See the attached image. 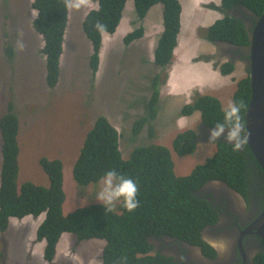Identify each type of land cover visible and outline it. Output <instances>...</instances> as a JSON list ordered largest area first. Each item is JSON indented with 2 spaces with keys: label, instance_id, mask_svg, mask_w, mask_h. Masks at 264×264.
I'll return each instance as SVG.
<instances>
[{
  "label": "trees",
  "instance_id": "obj_1",
  "mask_svg": "<svg viewBox=\"0 0 264 264\" xmlns=\"http://www.w3.org/2000/svg\"><path fill=\"white\" fill-rule=\"evenodd\" d=\"M97 8L89 10L81 21V30L91 47L88 66L94 77L98 70L102 34H114L122 19L126 0H90ZM161 4L163 31L154 49V64L166 67L172 60L180 31L181 6L179 0H134L138 18L143 19L148 10ZM31 8L36 13L32 20L33 30L43 39L46 56L45 82L54 90L59 81L60 56L63 53L70 8L65 0H33ZM242 8L253 15L247 23L231 11ZM219 11L223 16L204 29L206 40L234 47H247L252 27L264 10V0H220ZM99 22L106 31L98 32L94 25ZM143 36L138 28L123 38L124 45ZM11 46L7 47V51ZM12 55V53H9ZM202 59V58H200ZM234 64L225 62L218 71L230 75ZM157 77L151 84L146 114L131 125V133L142 132L148 120L156 118L159 98ZM93 92V90H92ZM83 93L74 94L80 103ZM72 98V99H71ZM250 99L249 78L237 82L233 101L241 105L240 115L244 122ZM93 104V100H88ZM72 102V101H71ZM13 105L0 117L1 165H0V256H4L7 240L3 233L9 229L10 219L27 216H44L35 232L37 241H44L43 261L55 264L56 245L63 233H70L78 240L100 239L105 241L102 264H173L171 259L153 250L151 237H168L196 245H204L201 231L215 220V212L197 191L209 180H223L241 196L246 197L248 185L255 183V190L264 207V173L248 145L238 151L224 140L216 141L217 151L204 163L195 165L187 175L176 176L170 150L162 145L148 144L134 147L128 158L120 151L122 133L105 116L96 117L92 128L85 133L83 146L72 167V176L79 186L100 181L104 173L116 169L138 185L139 207L126 211L120 202L112 212L101 203H92L64 215L62 204L65 194L62 187V163L58 159L41 157L39 164L49 180V186L26 181L18 185L19 120ZM199 113L201 122L210 128L223 122L224 110L220 101L211 95L195 94L189 104L181 107L179 115L187 117ZM150 130L153 129L148 124ZM128 128V127H127ZM196 133L187 129L172 142V151L177 156L193 155L197 149ZM119 147V148H118ZM207 248L206 245H204ZM208 249V248H207ZM210 249V248H209ZM212 252V251H211ZM58 264H64L59 262Z\"/></svg>",
  "mask_w": 264,
  "mask_h": 264
},
{
  "label": "rangeland",
  "instance_id": "obj_2",
  "mask_svg": "<svg viewBox=\"0 0 264 264\" xmlns=\"http://www.w3.org/2000/svg\"><path fill=\"white\" fill-rule=\"evenodd\" d=\"M32 1L0 0V117L7 111L8 105L12 104L13 111L19 120L18 185L31 181L36 185L49 186L48 177L43 172L39 160L41 157L50 160L58 159L62 162V187L65 194L62 213L67 215L78 208L100 203L95 199L101 188L100 181L79 186L72 176V167L83 146L85 133L92 128L93 122L99 115L108 118L122 133L119 143L124 158L130 156L136 144L157 143L170 150L176 176L187 175L195 165L203 163L217 151L214 144L205 141L197 145V149L191 156L180 157L172 151L173 139L179 133L188 128L197 130L195 126L199 114L194 113L187 119H180L179 107L185 99L200 93L197 90L202 88L201 82L198 85L195 82H188L196 85L188 91L189 86L185 82H169L166 85V82L162 81L166 80L167 71L164 70L161 73L159 69L147 70L141 60L142 54L131 58L119 55L120 59L112 56L118 48L122 49V45L124 48L150 47L143 45L140 39L133 41L129 46L124 45V36L138 28L143 30L145 43L155 44L158 41L163 31L161 4L152 6L145 17L140 19L134 9V0H126L122 19L112 40L108 37L103 39V53L100 49L99 69L95 77L90 75L88 57L91 54V47L81 31V21L89 10L97 8V4L89 2L86 7L79 10L70 8L66 45L62 56V77L60 67V84L56 89L51 90L45 82L46 56L43 52V40L32 28V20L36 14L31 10ZM208 7L219 11V7L214 5ZM182 12L184 21L177 38L180 40L184 31L188 35L187 41L191 52L198 56L190 65V69L204 66V70L200 71L206 73L205 70L210 65L205 64L209 62L218 69L226 62V58L217 59V56L214 59L208 58L213 55L210 53L213 44L210 41H204L206 38L203 29L198 31L193 29L190 23L197 19H193L188 9L185 8ZM186 23L190 26V34ZM21 34L25 47L23 51H18L16 41L21 38ZM106 41L110 42L106 43ZM111 41L114 52L111 51ZM8 46L11 48L7 51ZM138 53H140L139 50ZM232 64H234L232 76L230 74L225 78L223 76L217 79L220 82L217 86L207 82L203 88L204 91L200 93L216 97L223 110L226 109L229 101H233L237 82L247 76V71L241 62L236 61ZM71 71L72 77H69ZM156 77L161 95L159 94L158 98L156 118L147 122L153 126V129L150 130L146 123L142 132L134 135L129 127L131 129L135 120L146 114L148 99L152 93L151 84ZM180 83L187 88L183 90V87L179 86ZM168 84L171 85L168 86ZM94 86L99 88L97 94H92ZM173 89L178 91L174 92ZM75 93H83L80 95V103L73 102L76 98L67 101ZM95 96L96 99H94ZM88 100H93V104ZM1 146L0 134V151ZM119 203L117 202L115 207ZM43 218L44 216L41 215L19 222L11 221L9 229L4 233L6 238L10 236L3 256L4 264H48L42 258L44 242H37L35 236V231ZM1 244L3 242L0 238V249ZM104 246L105 241L100 239L80 241L75 235L63 233L56 245L55 264L59 262L102 264Z\"/></svg>",
  "mask_w": 264,
  "mask_h": 264
},
{
  "label": "flooded vegetation",
  "instance_id": "obj_3",
  "mask_svg": "<svg viewBox=\"0 0 264 264\" xmlns=\"http://www.w3.org/2000/svg\"><path fill=\"white\" fill-rule=\"evenodd\" d=\"M231 13L247 23L253 18L242 8H235ZM219 44L218 59L225 57L231 64L241 62L248 71L247 47ZM205 139L208 140V128L201 123L197 140ZM220 140H224L223 136ZM254 184L248 185L246 197L223 180H209L197 191L216 215L214 222L201 231L202 241L208 249L201 244L162 236L150 238L153 250L170 258L173 264H264V228L260 230L256 223L264 207Z\"/></svg>",
  "mask_w": 264,
  "mask_h": 264
},
{
  "label": "crops",
  "instance_id": "obj_4",
  "mask_svg": "<svg viewBox=\"0 0 264 264\" xmlns=\"http://www.w3.org/2000/svg\"><path fill=\"white\" fill-rule=\"evenodd\" d=\"M179 2H180V6H181V14H180V27L181 28H182V24L184 21L182 11H184L185 8L188 9V11L190 12V15L193 17L194 20L197 19L193 23L189 22L190 24H192L193 29L195 28V30H197V31H198V29H203V30L206 29L209 25H211V23H214L216 20H219L223 16L222 13L220 11H218L217 9L208 7L209 5H214L217 8L220 7V0H179ZM194 11L196 13H194ZM186 26L188 27V32L190 34L191 29H190L189 24L186 23ZM67 29H68V27H67ZM114 34H106V33L102 34V43H103V39L105 37H108L109 39L112 40ZM187 37H188V35H186L185 32L183 31V35L181 36L180 40H178V38H177V46L175 47V49L173 51L172 62H170L171 64L169 67H167V66L166 67H158L156 64H154V49H155L157 42L155 44H152V42H150V43L148 42V44H147V43H145L146 38L144 36L140 38L141 43L145 46L147 45L150 47H143L140 49H138V47L137 48H134V47L124 48V46L122 44H119V45H122V49L118 48V50L115 51L114 46H113L112 41H111V44H112L111 51H113V52L115 51L113 53L114 55H112V56L114 58L120 59L118 57L119 55L128 56V58H131L132 56H136L137 54H142L141 57L143 59L141 58V60L143 61L144 65H146L147 70L159 69L160 72L161 71L163 72L164 70L167 71V78H166V80L162 81V82H166V85L169 82H172V83L173 82H185L189 86V88L187 89V91H188L189 89H193L192 87L198 85V83L201 82L202 88L197 90V91H200V93H201V91H204L203 88L205 87L207 82H209L210 84H212L214 86H217L220 83V82H218L217 79L222 78L223 75H221L219 73V71L213 66V64H211V62L205 64V65H210V67L206 68V70H205L206 73H202L200 71V70H204V66L193 67L194 68L193 70L190 69V65L193 62H195L194 60L198 56L196 55V53L194 54L193 52H191V50L188 46ZM204 41H208V40H204ZM109 42L110 41H106V43H109ZM114 42H116V41L114 40ZM212 44H213V48L210 51V53H211V55L213 53V55L208 57V58L214 59L218 53V46L216 43H212ZM65 45H66V33H65L64 47H65ZM129 45H126V46H129ZM102 49H103V46L101 47V53H103ZM138 50L140 53H138ZM101 53H99L100 56H101ZM61 58L63 60V57H61ZM124 59H126V57H124ZM62 60L60 61V67H63ZM204 60H208V59H204ZM71 62H72V59H71ZM139 72H141V71H139ZM189 72H191L190 75L188 74ZM128 76L129 75H127V77ZM148 76H150V75H148ZM230 76H232V74ZM69 77H72V71H71ZM224 78H225V76H224ZM231 80H233V78H231ZM135 82H137V80H135ZM188 82H195L196 85L190 84ZM166 85H165V87H166ZM170 85L168 84V86H170ZM179 86L183 87V90H185V88H187V87L183 86L182 83H180ZM102 88H103V86H102ZM98 90H99V88L97 86H94L92 94H94V93L97 94ZM173 90H174V92L178 91V89H173ZM183 90H182V93H183ZM159 94H160V92H159ZM191 98H192V96H191ZM191 98L189 97L188 99H185V102H182V105L179 107V109H181V107L183 105L190 102ZM94 99H96V96L94 97ZM179 118L180 119H187L189 117H179ZM183 122L186 124L185 120H183ZM198 122H199V118L196 122V125L198 124Z\"/></svg>",
  "mask_w": 264,
  "mask_h": 264
},
{
  "label": "clouds",
  "instance_id": "obj_5",
  "mask_svg": "<svg viewBox=\"0 0 264 264\" xmlns=\"http://www.w3.org/2000/svg\"><path fill=\"white\" fill-rule=\"evenodd\" d=\"M89 2H90V0H65V7L71 8L74 10H79L83 7H86L89 4ZM31 10H32V8H31ZM35 16H36V14H35ZM35 16H34V18H35ZM94 27L98 32L106 31V26L102 23L97 22L94 25ZM41 39H42V37H41ZM64 40H65V38H64ZM16 47H17L18 51L24 50L25 45H24L23 40H22V34H21V38L16 41ZM63 50H64V47H63ZM62 56L63 55L60 56V61L62 60V58H61ZM88 59H89V57H88ZM98 69H99V65H98ZM62 70H63V67H61V77H62ZM90 72H91V70H90ZM97 72H98V70H97ZM97 72H96V74H97ZM59 84H60V79L58 81L57 86H59ZM46 86H47V84H46ZM198 94H200V93H198ZM201 95H203V94H201ZM191 100H192V98H191ZM190 102H188L187 104H189ZM240 112H241V105L237 104L234 101H229L226 109L224 110L223 122L217 123L214 127H210V128L206 127V128H208V140L205 139L202 141L212 143V144H214L213 145L214 147H217L216 141L220 140V138L223 136L224 141L231 144L233 146L234 151H238V150L242 149L243 145L246 142V132H245V124L242 120ZM195 113H197V112H195ZM192 115H190V116H192ZM179 116L183 117L181 115H179ZM190 116H187V117H190ZM201 123L202 122H201V118L199 115V122L195 126V127H197V130H194L193 128H188V129L195 131V133H196L195 142L197 140L198 127ZM152 144H157V143H152ZM196 144L198 145L199 143H196ZM142 145H148V144H142ZM157 145H159V144H157ZM134 146L136 147V146H140V145L136 144ZM120 150H121V148H120ZM100 183H101V188L98 191L95 199L103 205L104 209L106 207L107 211H109V212L114 211L117 202H122L121 206L128 212H133L134 210H136L139 207V201L137 200L138 185L133 179L125 177L124 175L120 174L116 169H111V170L106 171L104 173V175L100 178ZM29 217H31V216H27L23 219L11 218L10 224H11L12 220H16L15 222H19V221L26 220ZM21 224H23V223H21ZM9 227H10V225H9ZM3 235H4V233H3ZM36 241H37V239H36ZM37 242L41 243V241H37ZM42 242H44V241H42ZM44 246H45V243H44ZM43 250H44V248H43ZM3 258L4 257L1 255L0 256V264H4Z\"/></svg>",
  "mask_w": 264,
  "mask_h": 264
},
{
  "label": "water",
  "instance_id": "obj_6",
  "mask_svg": "<svg viewBox=\"0 0 264 264\" xmlns=\"http://www.w3.org/2000/svg\"><path fill=\"white\" fill-rule=\"evenodd\" d=\"M220 46L219 43H216ZM234 48V47H232ZM250 99L244 116L246 144L264 173V10L250 32L248 45ZM196 143L198 140H196ZM264 228V211L256 220Z\"/></svg>",
  "mask_w": 264,
  "mask_h": 264
},
{
  "label": "bare ground",
  "instance_id": "obj_7",
  "mask_svg": "<svg viewBox=\"0 0 264 264\" xmlns=\"http://www.w3.org/2000/svg\"><path fill=\"white\" fill-rule=\"evenodd\" d=\"M119 148V147H118Z\"/></svg>",
  "mask_w": 264,
  "mask_h": 264
}]
</instances>
